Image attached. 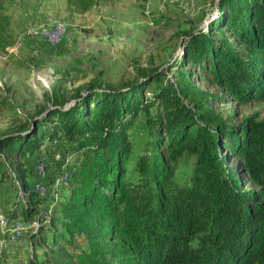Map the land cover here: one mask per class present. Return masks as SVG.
<instances>
[{"label":"trees","instance_id":"obj_1","mask_svg":"<svg viewBox=\"0 0 264 264\" xmlns=\"http://www.w3.org/2000/svg\"><path fill=\"white\" fill-rule=\"evenodd\" d=\"M74 1L84 10L94 2ZM219 8L228 15L211 33H186L184 63L241 106L264 102V0H219ZM71 98L67 105L54 88L50 103L0 136V182L5 175L13 181L11 215L20 206L31 225L43 200L31 187L26 156L42 146L49 152L54 141L63 144L56 164L70 167L68 192L57 216L47 225L40 218L30 246L49 234L65 244L83 235L84 248L33 252L14 264H264V112L235 121L211 106L224 99L194 83L183 66L175 79L154 67L139 68L134 81L116 86L93 79ZM140 112L150 140L136 157L138 180L131 183L125 180L127 130ZM70 153L75 161L69 165ZM228 156L241 160L258 190L242 188ZM187 160L190 178L180 186L176 166ZM0 264H13L2 248Z\"/></svg>","mask_w":264,"mask_h":264},{"label":"rangeland","instance_id":"obj_2","mask_svg":"<svg viewBox=\"0 0 264 264\" xmlns=\"http://www.w3.org/2000/svg\"><path fill=\"white\" fill-rule=\"evenodd\" d=\"M227 15L228 10L219 8V0H94L86 10L74 0H0V136L50 103L56 87L71 105L77 87L93 79L113 86L131 82L139 68H158L166 78L175 79L179 66H183L194 83L224 99L211 106L231 113L235 121L256 111L264 112L263 101L256 99L241 106L217 86L200 80L197 71L184 63L186 33H211V26ZM54 26L60 27L61 34L52 43L44 35ZM227 35L238 46L237 40ZM152 88L153 84L145 87V99L151 97ZM150 110L155 111V105ZM144 122L140 112L127 130L131 152L125 163V180L131 183L138 180L132 172L136 157L150 140ZM63 154L64 145L59 147L54 141L49 152L42 146L25 159L31 170V187L43 200L40 209L46 225L52 215H58V201L68 192L70 167L59 168L56 164ZM66 158L70 165L75 154H67ZM191 165L192 160H187L176 166L175 180L180 186L187 185ZM227 165L241 179L243 189H259L248 180L239 158L228 156ZM2 179L0 213L8 221L0 223V249L6 253L8 263H25L33 252L41 256L45 251L56 252L60 246L76 252L84 248L83 235H75L71 243L65 244L62 240L54 243L50 234L46 242L32 248L31 232H36L41 217H35L29 227L20 206L16 208L18 214L11 215L16 190L9 176ZM15 220L24 228L12 227Z\"/></svg>","mask_w":264,"mask_h":264},{"label":"bare ground","instance_id":"obj_3","mask_svg":"<svg viewBox=\"0 0 264 264\" xmlns=\"http://www.w3.org/2000/svg\"><path fill=\"white\" fill-rule=\"evenodd\" d=\"M61 32V29H60V27H58V26H54V28H52V29H50V30H48V31H46L45 32V35H44V37H45V39H46V41H50V42H54V41H58V37H59V35L61 34L60 33ZM38 188V187H37ZM44 190V189H43ZM40 192V191H39ZM53 200H54V197H53ZM4 221H8V219H7V217H5L4 216V214L3 213H0V223H2V222H4ZM36 229H37V227H38V223H36ZM11 226L12 227H14L15 229H21V228H24V225H23V223H19V220H15V221H13L12 223H11ZM18 232V231H17ZM19 235V234H18Z\"/></svg>","mask_w":264,"mask_h":264},{"label":"built area","instance_id":"obj_4","mask_svg":"<svg viewBox=\"0 0 264 264\" xmlns=\"http://www.w3.org/2000/svg\"><path fill=\"white\" fill-rule=\"evenodd\" d=\"M40 191V190H39Z\"/></svg>","mask_w":264,"mask_h":264}]
</instances>
